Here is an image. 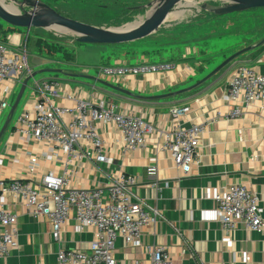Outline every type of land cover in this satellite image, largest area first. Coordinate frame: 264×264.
<instances>
[{"label":"crops","instance_id":"obj_1","mask_svg":"<svg viewBox=\"0 0 264 264\" xmlns=\"http://www.w3.org/2000/svg\"><path fill=\"white\" fill-rule=\"evenodd\" d=\"M45 1L56 8L60 7L51 0ZM69 1L72 0H60L61 7ZM73 1L76 2L75 5L72 3L76 11L85 12L87 16L80 21L95 25L97 21L88 17L99 10L122 15L127 8L142 10L138 7H144L154 0ZM240 14L222 17L219 21L222 26L216 24L211 35L199 36L189 30L179 29L177 33L162 38V27L158 32L130 43H72V49L68 52L71 56L58 50L56 60L44 62L47 67L64 69L63 73L50 76L61 79L59 96L52 97L56 105L71 104L66 99L68 92L92 100L95 94H99L115 101L120 111H143L162 124L169 119L172 107L190 106L191 110L184 116L182 123L186 126L193 123L207 125L198 149V163L190 173L178 168L171 155L155 143L141 149H127L122 143V133L115 124L99 126L106 153L113 159L112 163L102 165L100 170L89 159L74 160L68 166L65 164L66 157L61 161L46 157L40 160L37 176L49 169L61 173L68 168L70 185L75 188L105 189L122 171L139 177L140 184L133 191L135 198L157 207L163 217L144 229L139 245L127 243L124 239L117 241L115 255L119 264L136 261L149 263L151 256L148 247L157 246H165L176 264H264V233L249 230L244 223H238L235 229H224L211 216L216 208L214 193L232 183L246 185L258 193L264 215V101L248 107L240 117H229L233 106L224 97L231 68L224 74H215L196 88H190L206 77L219 64V59L228 58L236 51L232 47L230 51L214 54L206 42L208 39L236 34L241 37L240 47L243 48L255 46L262 41V30L256 31L253 24L261 16L253 13L247 23L233 21L236 16L241 19ZM142 18L137 17L134 21ZM1 22L3 34L8 35L7 43L10 38L28 35L26 29L21 33V28ZM35 29L40 28H32L29 34ZM156 33L160 35L154 37ZM263 53L264 45L239 56L237 59L242 61L236 59L234 64H246L264 73V63L261 61ZM142 61L170 62L176 68L163 74L127 77L118 84L112 83L131 91L133 96L108 88L95 79L71 76H95L94 71L104 65ZM181 90L185 91L176 96L149 98ZM218 112L224 116L219 117ZM12 131L11 128L1 148L0 154L5 156V164L0 166V178H36L27 170L29 158L30 155H43L47 145H35L22 139L19 134H14L13 141L6 145ZM150 165L158 168L155 177L147 174ZM154 182L160 186H152ZM4 207L18 215L19 236L17 245L0 259V264H58L60 250L86 251L93 239L95 230L81 225L73 215L65 223L60 240L55 241L50 220L45 216L34 218L21 199L9 195ZM228 237L232 239L230 244L224 242Z\"/></svg>","mask_w":264,"mask_h":264},{"label":"built area","instance_id":"obj_2","mask_svg":"<svg viewBox=\"0 0 264 264\" xmlns=\"http://www.w3.org/2000/svg\"><path fill=\"white\" fill-rule=\"evenodd\" d=\"M22 39L10 38L9 43L0 40V117L8 109V118L24 80L34 73L28 48ZM261 61L264 63V53ZM175 68L174 63L148 61L104 65L97 69L95 77L118 84L127 77L163 74ZM18 85L20 89L14 96ZM27 88L30 93L5 144L13 141L14 134H19L35 145H47L43 155H30L27 169L30 175H38L42 157L60 161L66 157L67 166L74 160L89 159L99 170L102 165L112 163L113 159L106 153L100 124L117 125L122 133V143L129 150L155 143L168 152L175 165L185 173H190L198 163V149L207 125L193 123L186 126L182 123L190 106L172 107L169 119L162 124L143 111H120L115 101L99 94L92 100L68 92L66 99L71 104L56 105L52 97H58L61 88L56 77L35 81L31 87L28 82ZM224 99L233 106L229 117L242 116L248 107L264 101V73L246 64H234ZM218 116L224 115L218 112ZM4 164L5 156L0 154V166ZM157 173V166H148L149 177H155ZM69 178L68 168L61 173L49 169L36 178H0V259L17 245L19 236L18 215L4 207L9 195L21 199L34 218L47 217L55 241L60 240L63 227L72 215L81 225L95 230L86 251L60 250L58 264H119L115 255L117 241L124 239L139 245L144 229L163 217L157 207L135 198L134 188L140 184L136 175L122 171L105 189L75 188L70 185ZM151 185L160 186L158 182ZM213 197L216 208L212 219L224 229H235L238 223H244L247 229L264 233L263 208L258 193L246 185L232 183L218 189ZM224 242L230 244L232 239L225 238ZM148 251L149 263L136 261L131 264H176L165 246L148 247Z\"/></svg>","mask_w":264,"mask_h":264},{"label":"water","instance_id":"obj_3","mask_svg":"<svg viewBox=\"0 0 264 264\" xmlns=\"http://www.w3.org/2000/svg\"><path fill=\"white\" fill-rule=\"evenodd\" d=\"M185 0H154L140 9H147V13L142 19L128 23L120 27H101L93 24L85 23L80 20L68 17L60 13L56 8L42 0H23L19 2L22 11L14 12L6 7L0 1V19L5 23L21 29H26L29 34L32 28L42 29H62L60 32L70 34L76 38V41L84 44H124L144 39L159 29L166 23L172 11ZM220 5L207 4L203 6L206 10L216 15H228L236 12H243L252 9L264 8V0H217ZM18 2V1H17ZM25 7H28L27 10ZM264 45V38L255 46L245 47L230 57L225 59L214 71L209 73L201 81L197 82L191 89L201 85L209 78L220 72L231 62H234L239 56L252 51ZM39 73H63L60 68H44L40 71L34 72L31 76L26 78L19 91V94L13 104L9 116L4 122L0 130V141L8 129L15 111L17 110L21 99L23 98L25 89L30 79L36 77ZM88 79H95L108 88L120 91L124 94L133 96V93L127 89L116 86L108 81L98 79L95 76L88 75H71ZM187 90V89H186ZM185 90L178 92H171L162 95H155L149 97L150 99H161L176 96Z\"/></svg>","mask_w":264,"mask_h":264},{"label":"rangeland","instance_id":"obj_4","mask_svg":"<svg viewBox=\"0 0 264 264\" xmlns=\"http://www.w3.org/2000/svg\"><path fill=\"white\" fill-rule=\"evenodd\" d=\"M4 4L7 7H13L15 9H18L22 11V7L19 4V2H22L23 0H3ZM18 1V2H17ZM46 2L45 0H42ZM54 2L55 5L60 6L59 8H56L52 3V6L56 8L60 13L77 19V20H84L87 18L85 12L84 13H78L76 11V7L72 5V3L75 5V1H69L67 2L66 5L61 7L60 0H51ZM75 2V3H74ZM47 3V2H46ZM210 4V5H220L219 1L217 0H185L183 1L179 6H177L171 13L170 17L166 21V23L162 26L164 27L161 29V37L162 38H167L168 35L175 34L179 29L183 30H189L191 33L195 35H211L212 31L216 28V26H222L219 21H221V18L224 17L225 15H216L214 13L209 12L203 6ZM27 10L29 9L28 7H25ZM85 11L87 9H84ZM135 10V11H134ZM147 13V9H142V10H136V9H126V13H123L122 15H116L112 13L111 11H103L99 10L98 12L89 15V19L96 20L97 22L95 23L96 26H101V27H120L123 25H126L128 23L134 22V20L138 17L145 16ZM241 13V14H240ZM256 13L257 15H260V20L258 21H253L254 24V29L256 31L262 30V34H264V10L261 9H252L248 11H243V12H236L233 13L232 15L235 16L237 14H240V18L238 16L233 19V21H246L248 22V19H251L250 15ZM230 15V14H228ZM1 22V20H0ZM2 23V22H1ZM0 25L2 26V24ZM245 23V24H246ZM217 24V25H216ZM252 24V25H253ZM0 26V40L7 42L8 41V35L5 36L2 32V27ZM4 26V24H3ZM159 29V30H160ZM250 30V29H249ZM21 33H24L26 30L25 29H20ZM158 32V31H157ZM160 33L158 35H160ZM250 35V33H247ZM157 33L154 34V37L158 36ZM263 36V35H262ZM23 36L21 37V39ZM22 42L26 44L30 56V61L31 64H33V71H40L41 69L48 68L44 62L50 61V60H56L55 54L58 50H63L64 52L68 53L72 49V43H77L76 38L70 34L60 32V30L56 29H35L31 34H28V37L25 36V39H22ZM207 44L210 46V49L212 53H218V52H224V51H230L233 48H236V51H234L232 54L235 52L243 49V47H240L242 45V39L239 35H223V36H216L208 39ZM233 47V48H232ZM231 48V49H230ZM55 52V53H54ZM69 56H71L70 53H68ZM231 54V55H232ZM242 56V55H241ZM230 57V56H229ZM88 58V57H86ZM85 58V59H86ZM225 59L227 58H222L219 59V64H217L212 71H214ZM236 61H242V59H237ZM235 62H231L227 67L222 69L220 72H218L217 75L219 74H224L228 69H230L231 65H234ZM61 64V63H59ZM232 65V66H233ZM62 66H65L62 64ZM50 68H55V67H50ZM64 70L63 68H61ZM210 71V73L212 72ZM96 74V71H94ZM54 73H39L35 79H31L29 81V86L31 87L35 81H40L44 78H48ZM61 81V79H60ZM20 89V86L18 85L15 88L14 96L18 93ZM30 93V89L27 88L26 92L21 99V102L15 111V114L13 116V119L4 134L1 144H0V152L2 151V146L4 144V140L6 141L7 136L9 135V132L12 128L13 123L15 122L16 118L18 115L21 113L23 106L26 102L27 95ZM13 100V98H12ZM11 100V101H12ZM8 109L5 110L0 117V129L2 128L4 122L7 119V114H8Z\"/></svg>","mask_w":264,"mask_h":264},{"label":"bare ground","instance_id":"obj_5","mask_svg":"<svg viewBox=\"0 0 264 264\" xmlns=\"http://www.w3.org/2000/svg\"><path fill=\"white\" fill-rule=\"evenodd\" d=\"M2 3H4V1L3 0H0ZM7 7V6H6ZM8 9H10V10H12V11H14V12H18L19 10L18 9H15V8H13V7H7ZM57 30H62V29H59V28H57Z\"/></svg>","mask_w":264,"mask_h":264},{"label":"trees","instance_id":"obj_6","mask_svg":"<svg viewBox=\"0 0 264 264\" xmlns=\"http://www.w3.org/2000/svg\"><path fill=\"white\" fill-rule=\"evenodd\" d=\"M256 49H258V48H256Z\"/></svg>","mask_w":264,"mask_h":264}]
</instances>
